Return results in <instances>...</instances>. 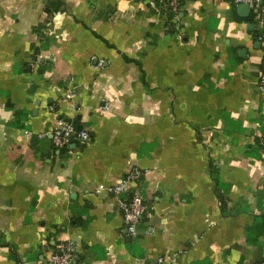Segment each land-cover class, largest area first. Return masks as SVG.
<instances>
[{"label":"crops","instance_id":"0c3cea01","mask_svg":"<svg viewBox=\"0 0 264 264\" xmlns=\"http://www.w3.org/2000/svg\"><path fill=\"white\" fill-rule=\"evenodd\" d=\"M250 17L232 0H184L178 14L0 0V264H48L61 246L81 264L264 261V44ZM65 120L91 140L57 148ZM135 167L121 197L146 206L134 235L96 190Z\"/></svg>","mask_w":264,"mask_h":264},{"label":"built area","instance_id":"2783aa9c","mask_svg":"<svg viewBox=\"0 0 264 264\" xmlns=\"http://www.w3.org/2000/svg\"><path fill=\"white\" fill-rule=\"evenodd\" d=\"M146 3L158 13H175L178 14L184 0H145ZM235 5L242 3L248 4L254 15L255 21L263 29L259 35V40L264 44V2L262 0H232ZM264 69V52L262 58ZM99 66H103V61L99 62ZM258 87L264 95V72L260 75ZM73 95L69 94L68 98L72 99ZM75 104H73V107ZM54 145L61 149L69 146L74 140H82L88 142L91 140V134L87 129L78 130L76 125L69 120L60 122V124L52 132ZM144 172L135 167L127 173L120 181L111 185H100L97 187L98 193H105L117 197L126 220L127 229L131 234H137L138 224L141 217L146 212V206L143 199L138 194L121 198L122 195L129 194L132 186L139 181ZM69 246H61L60 249L50 254L48 264H81ZM251 264H264L260 263Z\"/></svg>","mask_w":264,"mask_h":264},{"label":"trees","instance_id":"16d2710c","mask_svg":"<svg viewBox=\"0 0 264 264\" xmlns=\"http://www.w3.org/2000/svg\"><path fill=\"white\" fill-rule=\"evenodd\" d=\"M46 12H49V11H46ZM250 20L251 21H254V15L250 17ZM38 31H39V29H38ZM263 72H264V69L262 70V73ZM211 174L213 175L214 178L217 179L218 196H219V199L221 201V204H222L223 209H225L226 206H227V200H226L225 196H222V193H220L221 187L224 186L225 184L220 179V177L218 176V174L215 172V167H214V163L213 162L211 163ZM259 220L261 221V223L264 224V216H262ZM259 220L257 219V222H259ZM257 226L258 225H255V226H253V227H251V228L248 229V235L249 236H252L254 239H256L261 234L260 231L258 233ZM192 264H212V263L208 259H203L201 261L193 262Z\"/></svg>","mask_w":264,"mask_h":264},{"label":"water","instance_id":"95a60500","mask_svg":"<svg viewBox=\"0 0 264 264\" xmlns=\"http://www.w3.org/2000/svg\"><path fill=\"white\" fill-rule=\"evenodd\" d=\"M264 0L261 1V3H263ZM237 10L239 11V14L242 17L248 18L252 15V9L248 4L242 3L237 5ZM249 26H252V24H250ZM78 130H82L83 129V125H78L77 127Z\"/></svg>","mask_w":264,"mask_h":264}]
</instances>
